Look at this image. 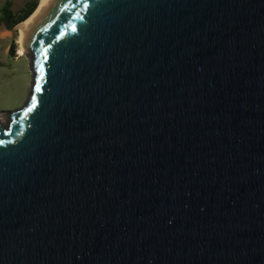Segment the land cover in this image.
Listing matches in <instances>:
<instances>
[{
    "label": "water",
    "instance_id": "water-1",
    "mask_svg": "<svg viewBox=\"0 0 264 264\" xmlns=\"http://www.w3.org/2000/svg\"><path fill=\"white\" fill-rule=\"evenodd\" d=\"M25 48L0 264H264V0H55Z\"/></svg>",
    "mask_w": 264,
    "mask_h": 264
},
{
    "label": "rangeland",
    "instance_id": "rangeland-1",
    "mask_svg": "<svg viewBox=\"0 0 264 264\" xmlns=\"http://www.w3.org/2000/svg\"><path fill=\"white\" fill-rule=\"evenodd\" d=\"M5 0H0V9ZM11 10L17 12L28 0H10ZM5 26L0 22V113L19 108L25 102L31 82L27 57L18 55L17 25L8 35L2 34ZM14 42L13 53L9 45Z\"/></svg>",
    "mask_w": 264,
    "mask_h": 264
},
{
    "label": "bare ground",
    "instance_id": "bare-ground-1",
    "mask_svg": "<svg viewBox=\"0 0 264 264\" xmlns=\"http://www.w3.org/2000/svg\"><path fill=\"white\" fill-rule=\"evenodd\" d=\"M55 0H39L33 12L23 21L17 24L18 35L17 42L19 48L18 55H23L26 52L25 42L29 38L34 26L39 20L50 10ZM2 120L3 117H1Z\"/></svg>",
    "mask_w": 264,
    "mask_h": 264
},
{
    "label": "trees",
    "instance_id": "trees-1",
    "mask_svg": "<svg viewBox=\"0 0 264 264\" xmlns=\"http://www.w3.org/2000/svg\"><path fill=\"white\" fill-rule=\"evenodd\" d=\"M39 0H28L24 5L17 11L11 10V1L5 0L0 9V22L5 26L7 30H13L21 21L25 20L35 9ZM15 44L12 42L9 45V53H13Z\"/></svg>",
    "mask_w": 264,
    "mask_h": 264
},
{
    "label": "snow or ice",
    "instance_id": "snow-or-ice-1",
    "mask_svg": "<svg viewBox=\"0 0 264 264\" xmlns=\"http://www.w3.org/2000/svg\"><path fill=\"white\" fill-rule=\"evenodd\" d=\"M77 2L78 3H80V2H83V0H77ZM69 3H71V0H69ZM67 5H65V7H66ZM73 6H75V5H73ZM77 18H80V16H79V13H77ZM72 31L73 32H76L77 31V29H76V27L75 26H72ZM51 45H49V47H50ZM44 55H45V58H47V49H45L44 50V53H43ZM41 72H42V69H41ZM41 89H40V84H39V80H37V82H36V84H35V91L36 92H39ZM35 105H36V97L33 95L32 97H31V99H30V102H29V105L24 109V112H25V115H27L28 113H30V112H32L33 111V108L35 107ZM20 133L19 132H17V135H19ZM5 143V141L3 140V139H0V145H2V144H4Z\"/></svg>",
    "mask_w": 264,
    "mask_h": 264
},
{
    "label": "crops",
    "instance_id": "crops-1",
    "mask_svg": "<svg viewBox=\"0 0 264 264\" xmlns=\"http://www.w3.org/2000/svg\"><path fill=\"white\" fill-rule=\"evenodd\" d=\"M9 31H10V30H7L6 28H4L3 31H2V34H3L4 36H6V35H8Z\"/></svg>",
    "mask_w": 264,
    "mask_h": 264
}]
</instances>
